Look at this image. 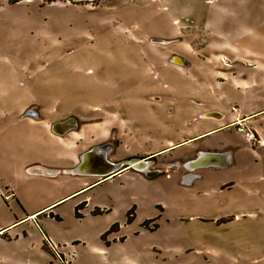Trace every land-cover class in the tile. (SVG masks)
Wrapping results in <instances>:
<instances>
[{
    "label": "rangeland",
    "instance_id": "obj_1",
    "mask_svg": "<svg viewBox=\"0 0 264 264\" xmlns=\"http://www.w3.org/2000/svg\"><path fill=\"white\" fill-rule=\"evenodd\" d=\"M28 109L76 119L69 153L106 143L155 174L37 177L34 157L71 163ZM6 172L0 264H264V0H0V189Z\"/></svg>",
    "mask_w": 264,
    "mask_h": 264
},
{
    "label": "water",
    "instance_id": "obj_2",
    "mask_svg": "<svg viewBox=\"0 0 264 264\" xmlns=\"http://www.w3.org/2000/svg\"><path fill=\"white\" fill-rule=\"evenodd\" d=\"M173 60L174 62L183 64L182 60L177 56H174ZM27 114L35 115V113L30 109L27 111ZM201 116L220 118L221 114L218 111H209L201 114ZM76 126V119L70 117L65 120L53 122L51 124V130L54 134L62 136L71 130H75ZM108 147H110V144L96 145L84 151L82 154H80L79 163L72 169V172L79 175H90L106 178L126 168H131L137 171H144L147 168L145 167L149 162L147 159L132 158L126 160L124 163H114L109 161L106 158V151L108 150ZM229 162V155L226 153V151H199L194 158L183 163V166L188 170H194L198 167L208 165L220 167L229 164ZM144 172L147 176H150L155 174L156 171L149 172L145 170Z\"/></svg>",
    "mask_w": 264,
    "mask_h": 264
},
{
    "label": "crops",
    "instance_id": "obj_3",
    "mask_svg": "<svg viewBox=\"0 0 264 264\" xmlns=\"http://www.w3.org/2000/svg\"><path fill=\"white\" fill-rule=\"evenodd\" d=\"M21 2V1H20ZM16 4V3H15ZM213 67V66H212ZM214 70V69H213ZM29 110V109H28ZM27 110V111H28ZM27 111L26 112H24V114H27ZM209 111H216L215 109H206V111H202L203 113H205V112H209ZM203 113H201V114H203ZM200 114V115H201ZM251 115L252 114H249V115H244V116H242L241 118L243 119V120H248V119H250V117H251ZM26 117H28L27 119V121H28V123L30 124V125H32V126H34V127H37L38 129H39V136L38 135H36L37 136V138H39V139H41L42 138V136H47L48 138L50 137L51 139L52 138H54V140H56V142L57 141H59L61 144H62V146H64V149H65V154L63 155V157H66V159L68 160V161H70V163H71V165L70 166H56V165H53L52 163H49V162H44V161H42V160H40V158H36V157H34V158H32L30 161H33V162H31V163H29V164H27L26 166H25V168L26 169H29V168H31V169H36V171H35V173H36V176L37 177H40L41 179H44V180H46V181H53V179L55 178V176H57L60 172L62 173V172H70V173H72V174H74L73 172H72V169L79 163V157H77L75 154H73V153H69V150L70 149H73V147H75V144H74V142L72 141V139H68L67 141H65L64 140V136H67V135H69V133L67 132V133H65V134H63L62 136H59V135H57V134H54L53 132H52V130H51V124H52V122H50L49 121V119H46V118H39V117H37V113H35V115H27ZM202 117V116H201ZM207 118H209V117H207ZM220 118H223V115L221 114V117ZM216 119V118H215ZM218 119V118H217ZM240 118H238V119H232V120H228V122L225 124L226 126H229L232 122L233 123H235V121H237V120H239ZM219 127H221V126H219ZM216 128H218V127H216ZM216 128H214V129H211V130H215ZM258 129V128H257ZM211 130H207V131H205V132H202V133H200L199 135H202V134H205L206 132H208V131H211ZM259 130V129H258ZM199 135H197V136H199ZM197 136H194V137H197ZM194 137H191V138H194ZM191 138H189V139H191ZM183 142H185V140L184 141H180V142H178V143H175V144H171L169 147H167V148H171V147H174V146H176L177 144H180V143H183ZM218 152H220V151H218ZM195 157V156H194ZM193 157V158H194ZM189 160V159H188ZM187 161V160H186ZM74 164H76L75 166H74ZM33 170V171H34ZM125 170H127V169H124V170H122V171H120V172H118V174H120V173H122V172H124ZM9 173V172H8ZM7 172H6V181H7V183H5L4 184V187L5 188H8V189H10L12 192H13V194H14V196H15V193H14V189H15V187H16V185H15V182H14V180H13V177H10V175H11V173H9L8 174ZM76 175H79V174H76ZM90 177V175H80L79 177H81V178H78V179H81V185H79L80 187H79V189L78 190H80V189H82V188H84L86 185H85V183L87 182V179H91L90 181H91V183H93V182H95V181H98V180H100L101 178H93V176H91V178H86V177ZM93 179V180H92ZM89 181V180H88ZM90 184V183H89ZM88 184V185H89ZM87 185V186H88ZM75 192V191H74ZM74 192H71V193H69V194H66L64 197H62V198H59L58 200H56V201H54V202H51L50 204H48V205H46L44 208H46V207H48L49 205H51L52 203H55V202H57V201H59L60 199H63V198H65V197H67V196H69L70 194H72V193H74ZM33 213H35V212H33ZM33 213H31V214H33ZM31 214H29V215H31ZM33 215H31V216H29L30 217V219H32L31 217H32ZM25 218V217H24ZM29 219V220H30Z\"/></svg>",
    "mask_w": 264,
    "mask_h": 264
},
{
    "label": "trees",
    "instance_id": "obj_4",
    "mask_svg": "<svg viewBox=\"0 0 264 264\" xmlns=\"http://www.w3.org/2000/svg\"><path fill=\"white\" fill-rule=\"evenodd\" d=\"M4 1H5L7 4L12 5V4L18 3V2L23 1V0H4ZM79 205H80V203L77 204V205L75 206V215H76V217H80V216L78 215ZM101 212H102V211H100V212H93V214H98V213H101ZM56 218H57L58 220H60V217H56ZM133 218H134V206H133L132 208H130V210H129L128 213H127V221H128V223H130V222L133 220ZM114 227H115L116 229L118 228L117 223L112 224L111 227L109 228V231H117ZM154 227L156 228L157 225H154Z\"/></svg>",
    "mask_w": 264,
    "mask_h": 264
},
{
    "label": "built area",
    "instance_id": "obj_5",
    "mask_svg": "<svg viewBox=\"0 0 264 264\" xmlns=\"http://www.w3.org/2000/svg\"><path fill=\"white\" fill-rule=\"evenodd\" d=\"M248 134V133H247ZM249 135V134H248ZM14 197V194L13 192L8 189V188H5V189H0V198L4 201V202H7V201H10L12 200Z\"/></svg>",
    "mask_w": 264,
    "mask_h": 264
},
{
    "label": "flooded vegetation",
    "instance_id": "obj_6",
    "mask_svg": "<svg viewBox=\"0 0 264 264\" xmlns=\"http://www.w3.org/2000/svg\"><path fill=\"white\" fill-rule=\"evenodd\" d=\"M99 145H106V143H104V144H99ZM89 149H90V148H89ZM218 151H220V150H218ZM223 151H226V149L223 150ZM223 151H220V152H223ZM193 156H195V155H193ZM153 157H154V156H153ZM137 158H139V159H140V158H141V159H142V158H143V159H147V160L150 162V158H152V156H151V155H149V156H141V157H137ZM191 158H192V157H189L188 159H191ZM188 159H187V160H188ZM149 162H148V163H149ZM147 166H148V165H147ZM147 166H146V167H147ZM148 171L151 172V171H153V170H148ZM140 172H141V174H143V175L146 174V173L143 172V171H140Z\"/></svg>",
    "mask_w": 264,
    "mask_h": 264
},
{
    "label": "bare ground",
    "instance_id": "obj_7",
    "mask_svg": "<svg viewBox=\"0 0 264 264\" xmlns=\"http://www.w3.org/2000/svg\"><path fill=\"white\" fill-rule=\"evenodd\" d=\"M146 166H147V165H146ZM146 166H145V167H146Z\"/></svg>",
    "mask_w": 264,
    "mask_h": 264
}]
</instances>
